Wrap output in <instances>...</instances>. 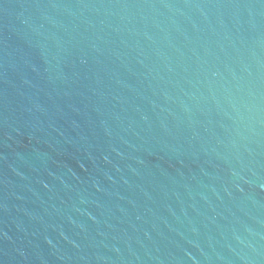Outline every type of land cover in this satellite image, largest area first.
<instances>
[{
  "label": "water",
  "instance_id": "water-1",
  "mask_svg": "<svg viewBox=\"0 0 264 264\" xmlns=\"http://www.w3.org/2000/svg\"><path fill=\"white\" fill-rule=\"evenodd\" d=\"M0 264H264V0H0Z\"/></svg>",
  "mask_w": 264,
  "mask_h": 264
}]
</instances>
